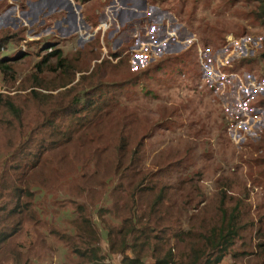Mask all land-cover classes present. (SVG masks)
I'll return each instance as SVG.
<instances>
[{"label": "rangeland", "instance_id": "1", "mask_svg": "<svg viewBox=\"0 0 264 264\" xmlns=\"http://www.w3.org/2000/svg\"><path fill=\"white\" fill-rule=\"evenodd\" d=\"M2 1L0 29L22 30L18 15L27 12L24 5L18 8L21 0ZM78 1L85 21L93 25L84 38L80 30L69 28L66 33L62 25L47 23L45 28H50L39 35L26 30L19 34L22 40L3 44L0 58L9 61L14 74L7 79L0 74V95L32 110L36 78L43 87L38 93L56 95L67 93L77 82L82 85L83 77L87 85L93 77V87L103 85L99 94L109 100L104 89L108 85L116 102L99 106L102 123L89 117L88 124L78 126L75 133L70 120H55L62 135L48 124L41 132H32L35 145L60 147L55 154L47 153V162L35 174L25 164L38 154L37 147L31 156L19 148L29 139L19 135V121L0 104V211L15 204L11 194L24 195L23 226L3 246L0 264H8L11 257L27 264H64L66 250L52 230L74 239L87 218L105 238L102 223L120 222L115 215L121 217L128 209L122 199L139 182L149 188L137 194L140 212L150 214L152 204L164 192L171 200L161 206L162 214L167 212L170 223L179 218L186 227L219 224L224 197L227 210L243 203L240 221L245 227L234 249L245 254L238 258L230 254L221 264H264V28L252 17L253 0H112L109 4L108 0V8L104 0ZM62 10L70 12L66 7ZM64 14L59 10L51 16ZM104 21L113 24L104 33L96 32ZM33 24L40 26L36 21ZM211 26L220 29L213 39ZM205 30L210 31L211 45L201 42L205 38L199 31ZM48 45L65 51V63L60 66V60L53 58L38 73L36 65L49 54ZM190 49L193 55L185 65L166 64L165 74L152 72L140 81L135 79ZM70 137L74 141L69 142ZM122 144L129 152L137 146L142 151L131 176L118 164L120 160L127 164L130 157L118 153ZM21 158L28 162L15 170ZM116 186L122 192L112 197ZM116 199L121 204L114 211ZM110 208L111 217L104 212L99 216L100 209ZM176 250L187 252V245L178 244ZM117 259L107 258L106 264H118Z\"/></svg>", "mask_w": 264, "mask_h": 264}, {"label": "trees", "instance_id": "2", "mask_svg": "<svg viewBox=\"0 0 264 264\" xmlns=\"http://www.w3.org/2000/svg\"><path fill=\"white\" fill-rule=\"evenodd\" d=\"M253 2L255 3L256 11L253 12L254 16L252 17L255 22L260 23V26L264 28V0H253ZM12 29L13 28L11 27L0 29V50L4 47L3 44L7 45L10 42L15 41L14 39L17 41L22 40L21 37H19V34L26 31L25 26H23V29L20 31H18V29L12 31ZM210 31L212 39L220 33L219 27L214 28L211 26ZM210 31H199V34H202L205 38V40H201L204 46L205 43L208 44L209 42L207 37H209ZM99 33L100 32H98V34ZM97 35L95 37L96 39L94 38L93 40H97ZM105 35L106 33L104 36ZM107 40L111 43L113 42L110 38ZM210 45L208 46L210 47ZM46 49H50L48 52L49 54H47L42 63L36 65L38 73L42 72L43 65L47 62H51V59L53 58L60 60V66L65 63V56H67L65 51L57 48L55 45H48ZM192 49L182 54V56L174 58L170 57V59L159 63L153 70H148L140 75L138 74L139 76L137 75L138 77L135 79L140 81L143 76L150 75L152 72H163V74H165L166 71L164 70L166 64H168V67L173 66L175 68L178 65H185L186 61H188L191 55H193ZM194 50L195 55H197L196 46H194ZM114 56H116V54ZM262 56L264 57V53ZM8 63L9 61H7L6 58H0V74L4 76V79H7L9 76L12 77L14 74L13 67L8 65ZM232 70L235 72L234 67L231 71ZM92 79L93 77L89 83L85 85V79L83 77L82 85L80 84L78 86L80 82H77L75 85L73 84L67 93L60 92L56 95H42L37 91H43L41 90L43 88L41 86L42 82L36 78L34 85L35 88L30 97L31 104L34 105L32 110L26 106L18 104L14 100H6L5 97L0 95V104L7 109V113L13 117L15 121H19L20 129H17L19 135H21L22 138L29 139V141L23 140L20 143L19 148L27 150V156H31L33 150L37 147L36 151L38 154L34 156L30 162L26 161V158H21L20 160L22 161H20V164L18 163L15 170L21 169V163L26 161L28 163L25 164V168L32 174H35L47 162V160H45L47 153L55 154V152L60 149V147L57 146L44 148V145H41L40 143L36 144L37 146L34 144V142L37 141H33L32 132H41L45 124H48L53 131H56L58 127L55 125V120L60 122L70 120L74 122L71 126V130L75 133L78 126L88 124L86 120L89 117H92L95 122H103L99 115V106L111 105L112 102L115 101L114 95H110L111 92L108 85H106L104 89L109 100L104 98L99 94L103 85L93 87L94 83ZM72 83L73 80L69 81L67 85H71ZM88 86L93 88H89ZM47 91L51 92L52 89ZM133 115H135V113H133ZM51 121H53V123L50 126L49 123ZM6 123L12 124V122L7 120ZM32 124H34L35 127L30 130ZM54 127H56L55 130ZM25 131L31 132L25 135ZM57 132V135H62L60 130H57ZM74 138L75 137H70L67 140L72 142L74 141ZM32 142L33 144L31 145ZM126 148H128V146L122 144L118 149V153L124 156L129 155V161L127 164H123L120 160L118 164L123 168L124 174L131 176L130 172H134L139 166L137 160L142 157V151L140 146H137L131 152ZM41 150H45V152L42 153ZM95 173L97 172L95 171ZM83 174L84 177L88 175L87 172ZM136 184L135 191L137 193L135 191L133 193H128L122 199L124 202L123 207L125 206L124 208H128L125 215L121 214V217L119 214L115 215V218H119L120 222L116 225H107L105 222L102 223L103 230L105 231V238H103L102 232L96 227V223L87 218L83 219V229L74 239H67L52 230L55 240H57L66 250V253L63 254L62 260L64 264H106V259L110 257L118 258L116 263L123 264H221L230 254H232L234 258H238L239 256L242 257L243 254H245L243 251H236L234 249L238 240L241 239V234L245 227L244 225V227L241 225L240 221L241 215H243V212L241 211L243 203H240V206L236 205L232 210L229 209V211L225 208L227 199L224 197L220 211L222 220L219 224H215L214 226L208 225L207 227H186L185 223L179 218L176 219L175 223H170L167 212L162 214L163 211L161 206L165 203L168 205L171 200L166 198V193L164 192H161L152 204L150 214L147 215L146 212H140L139 210L141 207L139 206L140 202L137 199V194L145 192L149 190V188L144 182ZM143 185L144 187H142ZM17 190H20V192L22 191V189ZM25 190H27V195L31 198L33 193L29 186H27ZM121 192V188L116 186L111 190L112 194L110 193V195L113 197L115 193ZM22 196H24L22 193L11 194L9 198L15 202V204L12 203L13 205L10 210L4 208L0 211L3 213L0 216V255L3 246L12 239L23 226L20 207ZM120 204V199L114 201L112 206L114 207V211H117ZM185 206H188V203H185ZM102 212L110 217L113 215L112 208L100 209L99 216L103 217L101 214ZM192 220L195 221V218L193 217ZM190 222L191 218H189V223ZM174 240L177 244L173 243ZM104 241L106 245L103 244ZM178 244H186L187 252H178L176 250ZM103 250H105V253ZM16 258L19 257H11L7 260L8 264H27V262H23L24 260H18ZM3 264L7 263L3 262Z\"/></svg>", "mask_w": 264, "mask_h": 264}, {"label": "crops", "instance_id": "3", "mask_svg": "<svg viewBox=\"0 0 264 264\" xmlns=\"http://www.w3.org/2000/svg\"><path fill=\"white\" fill-rule=\"evenodd\" d=\"M107 1L108 0H104L103 2L105 3ZM111 1L112 0H110V3H111ZM114 1L119 2L122 0H114ZM77 2H79V1L78 0H21L20 3H18V8L21 7V5H24L26 8L27 15L25 13L22 14L21 10H20V13H21L20 18L22 20L24 19L26 21L27 25H25L22 22V20H21V23L23 26L26 27V30H30V31H33L34 33H36L35 35H39V31H41L40 33L47 31L50 27L45 28V26L47 23H49L51 26L56 25L57 27H59V26L61 27V25H62L61 28L66 33L68 32V30H70L69 28L80 30V35L82 38H84L86 36V34L84 33L85 30L90 29V26H91V29H93V25L87 24V21H85V19H84L85 18L84 13H82V11L78 9V3ZM107 5L108 4L106 3L104 7H106ZM109 6H107V7H109ZM62 7H66V9L70 10V12H67L66 10H62ZM58 9L61 11H64L65 14L63 16L58 17V18H53L51 15L53 13H55L56 11H59ZM130 9L133 13L137 12L136 10H134L132 8H130ZM42 12H45L47 14L42 17L40 15ZM104 12H105V8H103L101 14ZM1 15H0V18H1ZM21 16H23V17H21ZM27 16H30V18ZM46 19H47V21H46ZM34 21L38 22L40 26L37 27L36 25H34L33 24ZM94 22H95V19H94ZM113 22H116V24L118 23L117 19L114 20ZM121 24H123V23H121ZM29 25H30V27H29ZM67 25L70 27H68ZM125 27H127V26H125ZM114 32H116V31H114ZM103 244L106 245L105 241Z\"/></svg>", "mask_w": 264, "mask_h": 264}, {"label": "built area", "instance_id": "4", "mask_svg": "<svg viewBox=\"0 0 264 264\" xmlns=\"http://www.w3.org/2000/svg\"><path fill=\"white\" fill-rule=\"evenodd\" d=\"M106 8H108V7H106ZM18 13H20V12L18 11ZM18 18H20L19 15H18ZM22 22H23L25 25H27V24H26V21H25L24 19L22 20ZM108 23H109V24H108ZM110 26H112V23H110L109 21L101 22V24L98 25L96 32L99 31V30H102L103 33H104V32H106L105 30H106L107 28H109ZM84 33L87 34L88 32L85 30ZM118 264H123V263H118Z\"/></svg>", "mask_w": 264, "mask_h": 264}, {"label": "flooded vegetation", "instance_id": "5", "mask_svg": "<svg viewBox=\"0 0 264 264\" xmlns=\"http://www.w3.org/2000/svg\"><path fill=\"white\" fill-rule=\"evenodd\" d=\"M110 3V1H108V4Z\"/></svg>", "mask_w": 264, "mask_h": 264}]
</instances>
